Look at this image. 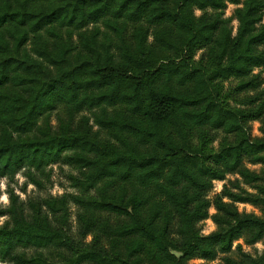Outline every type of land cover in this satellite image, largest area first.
Wrapping results in <instances>:
<instances>
[{
	"label": "trees",
	"instance_id": "1",
	"mask_svg": "<svg viewBox=\"0 0 264 264\" xmlns=\"http://www.w3.org/2000/svg\"><path fill=\"white\" fill-rule=\"evenodd\" d=\"M262 45L264 0H0V179L25 169L43 187L49 165L81 170L74 193L28 217L8 191L0 259L47 264L22 247L59 264H206L246 233L261 239L264 219L207 193L237 173L256 195L229 197L264 211V175L243 164H264L249 132L264 118ZM58 105L59 131L38 128ZM212 206L217 230L204 235Z\"/></svg>",
	"mask_w": 264,
	"mask_h": 264
},
{
	"label": "rangeland",
	"instance_id": "2",
	"mask_svg": "<svg viewBox=\"0 0 264 264\" xmlns=\"http://www.w3.org/2000/svg\"><path fill=\"white\" fill-rule=\"evenodd\" d=\"M235 5L228 4L225 10V16H231L233 14ZM210 12V10H208ZM197 15L201 12L196 11ZM233 34L236 32L237 22L233 20ZM91 28L92 26H88ZM88 28V29H89ZM149 42L152 38L149 36ZM258 52L264 54V45L258 47ZM256 80L260 85L264 86V67L255 68L252 72ZM234 84V82H232ZM231 83V84H232ZM89 116V113L84 110L80 116ZM64 116V110L62 105H58L48 115L40 117L37 121L38 128L48 127L52 132L57 133L59 131V119ZM75 127V126H74ZM93 129L97 127L93 125ZM249 132L253 140H259L264 138V118L263 120L254 121L249 124ZM37 134V131L35 132ZM222 133H219L214 146L217 148L220 142ZM244 166L250 171L264 175V164H254L248 158L244 159ZM25 169H21L14 175L13 180L8 178L0 179V208L8 209L11 207L8 191L12 190L14 195L17 196V202L15 207L20 214L28 217L30 214L29 206L32 203H39L50 197H59L64 194H72L75 189L71 187V176L80 177L81 170L72 166L66 165L62 162L49 165L46 168V173H49L48 179H44L43 187H38L31 184L25 176ZM40 177V176H39ZM43 178V176H41ZM228 194L241 195V196H255L256 189L251 185L245 183L243 179L237 174H228L224 181H215L213 188L207 193L208 198L213 200L217 196L221 200L230 206H233L240 216L251 217L254 219H264V211L260 206L253 205L249 202H235ZM75 207L71 206L72 215L75 212ZM218 214L217 210L212 206L209 209V218L200 224L201 233L204 235L213 233L217 230V225L213 220V216ZM10 215L0 216V227L9 220ZM71 225L75 231V217L71 218ZM249 234L246 233L239 239L235 240L232 245V249L229 253L219 254L214 260L206 261V264H264V236L255 243H248ZM15 254L23 255L24 257H34L39 253H43L46 257L47 264H59L60 259L55 258L51 250L35 249V248H22L18 247ZM202 262L200 260H192L191 264H197ZM0 264H13L10 261H4L0 259Z\"/></svg>",
	"mask_w": 264,
	"mask_h": 264
}]
</instances>
